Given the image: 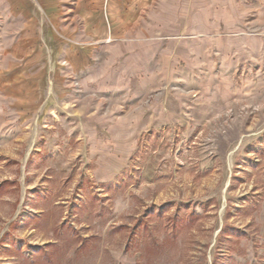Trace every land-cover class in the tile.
I'll return each instance as SVG.
<instances>
[{
	"label": "rangeland",
	"instance_id": "1",
	"mask_svg": "<svg viewBox=\"0 0 264 264\" xmlns=\"http://www.w3.org/2000/svg\"><path fill=\"white\" fill-rule=\"evenodd\" d=\"M212 56L113 92L59 47L0 134V264H264V51Z\"/></svg>",
	"mask_w": 264,
	"mask_h": 264
},
{
	"label": "crops",
	"instance_id": "2",
	"mask_svg": "<svg viewBox=\"0 0 264 264\" xmlns=\"http://www.w3.org/2000/svg\"><path fill=\"white\" fill-rule=\"evenodd\" d=\"M59 47L85 85L122 92L213 53L264 51V0H0V134L40 117L47 87L58 97Z\"/></svg>",
	"mask_w": 264,
	"mask_h": 264
}]
</instances>
